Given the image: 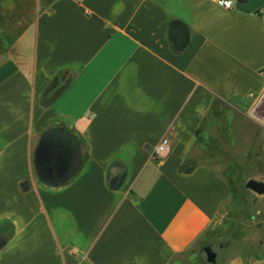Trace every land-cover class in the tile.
Returning a JSON list of instances; mask_svg holds the SVG:
<instances>
[{"label":"crops","instance_id":"obj_1","mask_svg":"<svg viewBox=\"0 0 264 264\" xmlns=\"http://www.w3.org/2000/svg\"><path fill=\"white\" fill-rule=\"evenodd\" d=\"M20 1L0 0V264H194L237 213L202 155L264 138V0H34L29 21Z\"/></svg>","mask_w":264,"mask_h":264},{"label":"rangeland","instance_id":"obj_2","mask_svg":"<svg viewBox=\"0 0 264 264\" xmlns=\"http://www.w3.org/2000/svg\"><path fill=\"white\" fill-rule=\"evenodd\" d=\"M20 2L19 5L25 7L24 11H20L22 18L29 21L34 13V0ZM250 101H262V98L254 97ZM243 135L242 152L230 153L229 151L232 149L228 147L225 149L226 152L212 154V157L210 155H202V158L212 160V163L220 168L234 188L233 201H230L229 208L232 211L237 210L235 221L239 225V232L243 233L238 238L228 242L227 245L230 246L224 260L222 258V245H219V243L212 245L213 250L218 256L217 263L219 264L221 262L225 263L226 257L232 254V252L242 251L245 253L250 249L255 250L264 246V194H257L245 188V182L248 179L252 178L264 181V138L261 136V131L255 134L256 136H252L249 124L247 127L244 125ZM241 210H244L245 213L242 214ZM236 214L233 213L232 217L226 219L223 224L225 222L227 224L232 223ZM200 250L199 247L195 249V259L198 260L196 261L193 258L192 262L194 264H211L206 261L205 253Z\"/></svg>","mask_w":264,"mask_h":264},{"label":"trees","instance_id":"obj_3","mask_svg":"<svg viewBox=\"0 0 264 264\" xmlns=\"http://www.w3.org/2000/svg\"><path fill=\"white\" fill-rule=\"evenodd\" d=\"M60 130L61 129H59V128H52V129L48 130L46 132V134H48L50 132L60 131ZM62 133L69 134L66 131H63ZM43 143H44V139L42 138L40 140L39 146L42 145ZM76 143H78V142L76 141ZM85 156L86 155H84V157ZM182 170L184 172L188 173L191 171V167L190 166L186 167L185 165H183ZM113 187H116V183ZM233 193H234V188L232 187V196H233ZM231 201H233V200L231 199ZM241 212H242V214L245 213L244 210H241ZM233 220L234 221H232V223L230 222L227 224V222H225L222 226L218 227L217 229L207 230L204 233H202L197 239L196 247L197 248L199 247V249H201L202 246H206V245H210L212 247V245L215 243H219V245L221 244L222 246H226L228 244V242H230L232 239H236V238H238V236H241L243 233L239 232V228H238L239 225H237L235 218ZM212 249H213V247H212ZM259 250H260V252H262L261 253V254H263L262 256H264V246L260 247ZM193 258H194V260H196L195 259V253L193 255ZM181 263H179V264H181ZM170 264H178V263L176 261H172Z\"/></svg>","mask_w":264,"mask_h":264},{"label":"built area","instance_id":"obj_4","mask_svg":"<svg viewBox=\"0 0 264 264\" xmlns=\"http://www.w3.org/2000/svg\"><path fill=\"white\" fill-rule=\"evenodd\" d=\"M216 2L219 6L224 7L226 9L233 8L232 0H212ZM259 13L264 14V9H261ZM264 97V93L260 96V98ZM264 102V101H263ZM172 150L171 142L169 137L164 136L158 143H156L151 151V154L156 159H161L170 154Z\"/></svg>","mask_w":264,"mask_h":264},{"label":"water","instance_id":"obj_5","mask_svg":"<svg viewBox=\"0 0 264 264\" xmlns=\"http://www.w3.org/2000/svg\"><path fill=\"white\" fill-rule=\"evenodd\" d=\"M245 188L250 189L257 194H264V181L257 179H248L245 182ZM206 261L209 263H216V252L212 251L211 246L207 245L204 248Z\"/></svg>","mask_w":264,"mask_h":264},{"label":"flooded vegetation","instance_id":"obj_6","mask_svg":"<svg viewBox=\"0 0 264 264\" xmlns=\"http://www.w3.org/2000/svg\"><path fill=\"white\" fill-rule=\"evenodd\" d=\"M207 246V245H206ZM204 248H205V246H202V248H201V252H204ZM211 249H212V247H211ZM212 251H214L213 249H212ZM215 252V251H214ZM205 253V252H204ZM216 256H217V254H216Z\"/></svg>","mask_w":264,"mask_h":264},{"label":"bare ground","instance_id":"obj_7","mask_svg":"<svg viewBox=\"0 0 264 264\" xmlns=\"http://www.w3.org/2000/svg\"><path fill=\"white\" fill-rule=\"evenodd\" d=\"M262 101H264V97L262 98Z\"/></svg>","mask_w":264,"mask_h":264}]
</instances>
